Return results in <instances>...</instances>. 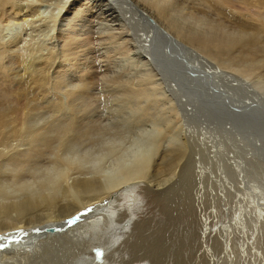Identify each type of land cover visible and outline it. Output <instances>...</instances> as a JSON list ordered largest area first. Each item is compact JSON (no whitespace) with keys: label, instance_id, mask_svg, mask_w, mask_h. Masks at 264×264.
Returning <instances> with one entry per match:
<instances>
[{"label":"bare ground","instance_id":"obj_1","mask_svg":"<svg viewBox=\"0 0 264 264\" xmlns=\"http://www.w3.org/2000/svg\"><path fill=\"white\" fill-rule=\"evenodd\" d=\"M202 1L219 10L217 15L220 7L235 9L232 4L242 2L247 10L243 15L254 27L228 23L226 16H205L180 0H0V264H131L134 257L161 264H211L214 256V264H264V179L255 178L252 188L250 182L257 168L264 170V161H259L264 160V92L249 77L227 71L238 67L249 76L264 73V0ZM133 44L138 54L132 52ZM206 58L218 63L205 66ZM158 76L184 104L180 107L186 114L204 120L205 126L207 119L241 120L236 127L227 119L231 127L225 120L218 130L241 139L237 257L229 223L215 232L210 215L186 214L199 204L180 206L179 201L191 196L194 176L185 165L181 185L187 187L172 198H159L168 202L167 217L176 219L173 233L162 223L160 238L148 237L139 222L134 232L114 234L117 221L128 218L120 193L124 196L133 183L148 181L158 156L170 157L172 150L182 162L188 154L186 140L179 146L168 140L175 136L180 115L176 105L164 108L162 123L157 120L159 135H153L155 127H145L156 137L153 146L148 131L146 140L142 138L143 126L150 123L143 124L145 119L162 116ZM100 86L107 102H120L106 126L94 116L92 97ZM97 134L108 137L98 142ZM222 148L212 146L210 153L219 155ZM165 162L161 166L168 168ZM226 176L211 175L222 187ZM98 207L107 211L83 223ZM52 227L58 229L46 231ZM8 235H14V242L3 248Z\"/></svg>","mask_w":264,"mask_h":264},{"label":"rangeland","instance_id":"obj_2","mask_svg":"<svg viewBox=\"0 0 264 264\" xmlns=\"http://www.w3.org/2000/svg\"><path fill=\"white\" fill-rule=\"evenodd\" d=\"M181 1V3H183V5H188L189 6V4H190V7H192V8H199L198 10L201 12V14H203V15H205V16H208V17H211V18H214V16L215 17H218L219 16V19H221L220 17H222V18H224V16H226V18H224V20H228V23L230 22L231 24H241V23H243L244 24V27L246 26V28L245 29H247L248 28V26L249 27H251V26H253L254 27V25H252V23L250 22V23H248L247 21H249V19H248V17L247 16H245V14L247 13L246 11L247 10H245V9H243V8H245V6H243L244 5V3H242V2H234L232 5H234V7H235V9H232V7H231V5H229V8H228V5L227 4H225V5H227V6H222L223 4L221 3V5H219L220 3L218 2V5L219 6H222V7H220V10H221V12H223L222 14H221V12L219 13V15H217V13H216V11H218L219 12V10H215L214 11V9H216L215 7H211V5L210 4H208L207 2H206V4H201V1L202 0H180ZM202 2H204V1H202ZM185 3V4H184ZM189 3V4H188ZM193 4H195V5H193ZM240 4V5H239ZM192 5V6H191ZM205 5V6H204ZM208 5H210V6H208ZM197 6V7H196ZM204 8H203V7ZM237 6V7H236ZM241 6H242V9L244 10H242L241 9ZM208 7V8H207ZM224 7H227V8H224ZM233 7V8H234ZM212 9V10H211ZM228 9V10H227ZM247 9V8H246ZM205 10H206V12H205ZM236 10H242L241 12H242V14H241V12L240 11H238V12H236ZM202 11L204 12V13H202ZM188 12V11H187ZM243 12H246V13H244V15H243ZM207 14V15H206ZM228 14V15H227ZM237 14H238V16H237ZM217 15V16H216ZM223 15V16H222ZM236 17V18H235ZM242 17V18H241ZM215 19H218V18H215ZM246 19V20H245ZM248 19V20H247ZM233 20V21H232ZM239 20V21H238ZM235 21V22H234ZM118 22V21H117ZM238 22H241V23H238ZM247 23V24H246ZM234 27H236L237 28V26H234ZM36 34V36H37V34L38 33H35ZM39 36H40V34H38ZM39 36H37V37H39ZM42 37V36H41ZM40 37V38H41ZM42 39V38H41ZM134 46L132 47L133 49H132V52L134 53V54H136L137 53V51L136 50H138L137 49V45L135 46V44H133ZM191 47H193V49H196L197 51H200L196 46H194V45H191V44H189ZM135 47V48H134ZM135 49V50H134ZM136 51V52H135ZM199 53V52H198ZM138 54V53H137ZM119 54H117V56H118ZM203 55V54H202ZM192 58V57H191ZM207 59V58H206ZM95 62H96V60H94ZM202 61H206V60H204V59H202ZM208 61H210V62H208ZM94 62V63H95ZM211 62L213 63V64H211ZM209 64V66H208V64ZM216 63H218V61H212V60H210V59H207V61L206 62H203V64H205V66H208V67H213L214 66V64H216ZM147 66H149V68L150 69H152L153 67L151 66V65H147ZM100 70V69H99ZM154 70V69H153ZM231 70V71H230ZM230 70H227V71H229V72H231L232 74H234L235 76L236 75H238L239 77H244V78H246V77H249L248 78V80L250 81H252L253 82V84H255L257 87H258V89L260 90V91H262V92H264V73L263 72H261V73H259V72H256V74L255 75H245V74H243V73H240L239 72V70H238V67H233L232 69H230ZM235 71V72H234ZM154 72H155V70H154ZM258 74V75H257ZM261 77V78H260ZM158 79L157 80H159L157 83L159 84V87H160V91H159V94H160V98H161V101H160V103H159V107H157V108H161L160 110L162 111H160V113H162V116H161V114H159V116L158 115H155L154 117H152V118H148V119H145V121L143 122V124H147V122H150L149 124H147L146 126L144 125L143 126V132H142V138L143 139H145L144 137V134L145 135H147L146 133H147V131L151 128L152 129V127H155V126H157V127H161L160 126V122L162 121H164V119H165V117L163 116V114H164V112L166 113V111L168 110L167 108H169L170 106H174V105H176L178 108V111L180 112V115L178 116V118H177V120H175V125H176V129L174 128V131L176 132H174L172 135H175V136H173V137H171V139L169 138L168 140L172 143V145L173 146H179L181 143L183 144L184 143V141L183 140H186V143H187V145H188V150H187V156H186V158H184V161H182V162H177V159L175 160L174 158L177 156L176 155V153H174L172 150L171 151H168L167 153L170 155V157L169 156H167V158L165 157L164 159H160V157L158 156V158L156 159V163L158 162V164H155L151 169H150V171H149V173H148V181L150 182V184L148 183V181H144V183H142V182H140V183H133V185L132 186H130L129 187V189L127 190V193H126V195H124L123 196V193L121 192L120 193V198H121V204H122V206L124 207V209H126L127 210V217H124L123 216V218H127V219H125V220H122V219H119L118 221H117V223H118V225H117V223H116V230H115V232H114V234H116V235H118L119 233L121 234V233H124V232H134L135 230V226H136V224L137 223H141L142 222V226H143V224H144V227H143V229H141V231H143V233L144 234H147V233H149V234H147V236L148 237H153V236H157V238H160V236L162 235L161 234V232H160V226H161V224L163 223V224H165L166 223V226H167V228H168V230H167V232H169V233H173V223L172 222H175L176 223V219L174 218L173 220L172 219H170V218H168L167 216V211L166 210H168L167 209V204H168V202H167V200H164V199H161L162 201H160V199L159 198H164V196L166 197V198H168V196H170L169 198H172L173 197V195L172 194H174V193H176V194H178L179 192H180V190H181V188H183V187H187V185H181V180L182 179H184V178H182V176H181V167L182 166H187V168L189 167L190 168V170H192V172H190V174H192V175H194L193 176V181H192V183H191V186L193 187L194 186V188L192 189V187H191V196H190V198H188V199H185V200H183V201H179V203H180V206L182 207V206H184L183 208H190V207H194V205H195V208H196V205H197V207H198V204H199V208H196V210H194V209H191L190 208V211L188 212V213H186V214H188V215H190L191 214V216H194L195 214H197V213H199V214H202V213H206V214H208V215H210L211 217H212V219H213V222H212V224H211V228L212 229H214L215 230V232H221V227L224 225V224H227V223H229L230 225H231V227H230V230H229V232H228V234L229 233H231V235H228L229 236V238H230V242L232 243V246H233V248H235L236 246H234V245H237L236 243H238L240 240H241V229L239 230V228H241V201H240V199H241V139H237V138H235L236 136H234V133H227V134H225V133H223L222 134V132H221V134H220V131H218L219 130V128H221V127H225V125H226V127H231V125H228L229 123H227L228 122V120H229V118H227V119H219V120H216V119H212V120H209V119H207L206 121H208V125H204L205 123L207 124V122H203L204 120H198V119H194V117H190V116H188V114H186V112L184 111L185 109H184V107L183 108H181L182 106H184V104L183 105H181L182 103L180 102V100H179V98L177 97V95H174L167 87H166V84L164 83H162V81L160 80V76H158L157 77ZM102 87L100 86V87H98V89H96L97 91L95 92V96L94 97H92V100L94 101V99H95V102H96V105H97V108H96V111H95V113H94V116H96V118H98L97 119V121L99 122V125L100 126H106L107 124H111V122H112V120H111V118H112V116H113V114L114 113H112L114 110H117V109H113V108H117V105L120 103L117 99H116V101L114 100V101H108L107 102V99L108 98H106L105 96H104V90H106V89H104V88H102V89H104V90H102L101 89ZM227 89V88H226ZM99 91V92H98ZM98 92V93H97ZM167 93H168V95H167ZM101 94V95H100ZM168 96V97H166V95ZM98 96V97H97ZM170 97H171V99H170ZM94 98V99H93ZM163 98V99H162ZM97 99H99V100H97ZM170 99V100H169ZM98 101V102H97ZM167 101H168V103H167ZM169 101H170V103H169ZM171 101H172V103H171ZM177 101V102H176ZM113 102V103H112ZM174 103V104H173ZM179 103H180V105H179ZM162 104V105H161ZM101 105V106H100ZM113 106V107H112ZM145 106L147 107V105L145 104ZM161 106V107H160ZM181 106V107H180ZM180 107V108H179ZM164 108H165V110L166 111H164ZM110 109V110H109ZM128 110H129V108H128ZM111 112V113H110ZM104 113V114H103ZM183 113V114H182ZM101 116H100V115ZM112 115V116H111ZM199 116H200V114H198ZM197 115V117L199 118V116ZM222 116V117H225L226 115H229L228 113L227 114H218L217 116ZM225 115V116H224ZM157 116V117H156ZM230 116V115H229ZM109 117V118H108ZM164 117V118H163ZM100 118H102V120H100ZM180 118H182V120L180 119ZM183 118H185V119H183ZM187 118V119H186ZM190 118V119H189ZM192 118V119H191ZM159 119V120H158ZM261 119H262V117H261ZM104 120L106 121V122H104ZM147 120H150V121H147ZM155 120V121H154ZM159 121V123H158V121ZM192 120H194V121H196V122H194V121H192ZM226 120V121H225ZM155 122V125H154V122ZM157 121V122H156ZM179 121V122H178ZM211 121V122H210ZM214 121H215V123H216V125H215V123H214ZM217 121V122H216ZM225 121V122H224ZM231 123L230 124H232V125H234V126H240L241 125V120H240V122H238L237 120H235L234 119V121H233V118H231L230 120H229ZM257 121V120H256ZM103 122V123H102ZM161 122V123H162ZM177 122V123H176ZM198 122V123H197ZM204 124H203V123ZM210 122V123H209ZM214 124H213V123ZM222 122V123H221ZM226 123L225 125H224V123ZM260 122V121H259ZM157 123V124H156ZM192 123V124H191ZM234 123V124H233ZM236 123V124H235ZM238 123V124H237ZM102 124V125H101ZM106 124V125H105ZM191 124V125H190ZM213 124V126L216 128H212L211 127V125ZM223 124V125H222ZM150 125V126H149ZM178 125H179V127H178ZM188 125H189V127H188ZM222 125V126H221ZM147 126H149L148 128H147ZM207 128V126H208V128H209V126L211 127L210 129H213V130H211V131H205L206 130V128ZM219 126V127H218ZM148 129H146V128ZM157 127H155V128H153V130H152V132H154V134L153 133H151L150 131H148V137L146 136V138H148L147 140H149V139H151V140H149L150 142H149V144L151 145V146H153V142L155 141V140H153V139H155L156 137H150V136H152V135H150V134H153V135H155V133H156V131H157ZM218 128V129H217ZM239 128V127H238ZM146 129V130H145ZM156 129V130H155ZM160 129L158 128V131H159ZM157 131V132H158ZM215 131V132H214ZM146 132V133H145ZM149 132H150V134H149ZM205 132H206V134H205ZM208 132V133H207ZM138 133H140V131H138ZM158 133H160V131L158 132ZM156 134L155 136H157V135H159V134ZM179 133V134H178ZM133 134V133H132ZM187 135V136H186ZM96 138H95V140H97L98 139V142H102L103 141V139L104 138H106V137H108V135H106V136H103V135H100V134H97L96 136H95ZM176 137H177V139H176ZM102 140H100V139ZM174 138V139H173ZM238 138H239V136H238ZM240 138H241V136H240ZM176 139V140H175ZM146 140V139H145ZM180 140H181V142H180ZM152 141V142H151ZM183 141V142H182ZM137 142V141H136ZM175 142V143H174ZM178 142V143H177ZM180 142V143H179ZM263 142H264V140H263ZM179 144V145H178ZM214 147H223L224 145V147L222 148V153L221 154H217L216 156L214 155H212L211 153H210V151H211V149H212V146ZM219 145V146H218ZM222 145V146H221ZM21 147H24L23 145H21L20 146V148ZM211 148V149H210ZM224 148L225 149H227V152L226 153H224L223 152V150H224ZM128 149V148H127ZM210 149V150H209ZM130 150V149H129ZM127 151V150H126ZM170 152V153H169ZM230 152H231V154H230ZM228 153V154H227ZM211 155V156H210ZM223 155V156H222ZM226 155H227V157L229 158V159H226ZM223 157V159H224V161L222 160V157H221V160H220V158L219 157ZM225 156V157H224ZM157 157V156H156ZM169 157V158H168ZM172 157V158H171ZM212 157V158H211ZM215 157V158H214ZM218 157V158H217ZM210 158H211V160H210ZM160 159V160H159ZM170 160L169 162H170V164H169V162H165V160ZM173 159V160H172ZM217 161H216V160ZM260 159V158H259ZM172 160V161H171ZM175 160V162L176 163H174L173 161ZM160 161V162H159ZM161 161H162V163H161ZM165 162V164L168 166V168L167 167H165V166H163L164 165V162ZM259 161H264L263 159L261 160H259ZM200 162V163H199ZM172 163L174 164V170H173V165H172ZM178 163H180L179 165H178ZM161 164H163L162 166H161ZM188 164L190 165V166H188ZM229 165H230V167H229ZM231 165H233V166H240V167H234L233 169H232V166ZM172 166V167H171ZM163 168V169H161V170H158L157 171V169H154V168ZM166 168H167V170L169 169L170 170V172H169V170L166 172L165 170H166ZM177 169H178V171H177ZM239 169V170H238ZM259 169L260 168H257L256 170H255V172H254V174H253V177L252 176H250L251 178H250V182H251V184H252V182L254 181V179L255 178H260L261 177V179L263 180L264 179V170L263 169H260V171H259ZM155 170V171H154ZM164 171V172H163ZM176 171V172H175ZM202 171V172H201ZM237 171V172H236ZM239 171V172H238ZM257 171V172H256ZM151 172V173H150ZM153 172V173H152ZM162 172V173H161ZM165 172H166V174H165ZM230 172V173H229ZM235 172H236V174H235ZM172 173H175V177L174 178H172L171 179V175H173ZM168 174V175H167ZM202 174V175H201ZM227 174V178L225 179V181H224V187H222L221 185H219V184H217L213 179H212V177H211V175H217V176H219V175H222V176H225ZM258 174V175H257ZM156 175V176H155ZM164 177H163V176ZM228 175H229V178H228ZM262 175H263V177H262ZM160 176H162V177H160ZM203 176V177H202ZM208 176V177H207ZM156 178H158V180L156 179ZM166 180V182H165V180ZM197 178H198V180H197ZM202 178V179H201ZM204 178V179H203ZM253 178V179H252ZM156 179V180H155ZM160 179V180H159ZM169 179H170V181H169ZM211 179V180H210ZM228 179V180H227ZM163 180V181H162ZM201 180H203L204 181V183L201 181ZM252 180V181H251ZM260 180V179H259ZM153 181V182H152ZM156 181H157V184H155L156 183ZM163 182V183H160V182ZM200 181H201V183H200ZM205 181H206V183H205ZM264 181V180H263ZM164 182H165V184H164ZM229 182V183H228ZM146 183H148L149 185H147ZM160 183V184H159ZM196 183L198 184V187L196 186ZM138 184V185H137ZM144 184V185H143ZM159 184V185H158ZM262 184L263 185H261L260 187H262L261 188V190H263L264 191V182H262ZM139 185H141V186H139ZM157 185H158V187H157ZM205 185V186H204ZM211 185H213V186H211ZM134 186V187H133ZM163 186V187H162ZM174 186V187H173ZM183 186V187H182ZM199 186H201V187H199ZM203 186V187H202ZM216 186V187H215ZM171 187H173V188H171ZM205 187H206V189H205ZM253 187V184L251 185V188ZM148 188V189H147ZM163 188V189H162ZM196 188V189H195ZM228 188V189H227ZM200 189V190H199ZM215 189V190H214ZM216 189H217V192H216ZM142 190V191H141ZM150 191V192H148V191ZM166 190H167V192H166ZM122 191V190H121ZM164 191V192H163ZM200 191V192H199ZM203 191V192H202ZM212 191V192H211ZM226 191V192H225ZM130 194H129V193ZM146 192V193H145ZM200 193V194H199ZM236 193V194H235ZM122 194V195H121ZM197 194V195H196ZM202 194V198L204 197V199L202 200V198L200 197V195ZM132 195V196H131ZM167 195V196H166ZM199 195V196H198ZM207 195V196H206ZM212 195V196H211ZM240 195V196H239ZM131 196V197H130ZM209 196V197H208ZM211 196V197H210ZM222 196H224V197H222ZM196 197H198L197 199H196ZM214 197H217V198H219V199H217L216 200V198H215V200H214ZM226 197V198H225ZM133 198V199H132ZM137 198V199H136ZM213 198V199H212ZM220 198L222 199V200H220ZM123 199V200H122ZM193 199H194V201H193ZM199 199V200H198ZM225 199H226V201H225ZM196 200V201H195ZM213 200V201H212ZM166 203H164V202ZM188 201H189V203H191V204H188V206H186L187 205V203H188ZM192 201V202H191ZM220 201H222V202H220ZM159 202V203H158ZM206 202V203H205ZM208 202V203H207ZM240 202V203H239ZM181 203H183V204H181ZM185 203H186V205H185ZM204 203V204H203ZM212 203H214V206L212 205ZM202 204L204 205V206H202ZM206 204V205H205ZM135 205V206H134ZM193 205V206H192ZM208 205V206H207ZM223 205V206H222ZM227 205V206H226ZM236 205V206H235ZM128 206V207H127ZM163 206V207H162ZM201 206V207H200ZM133 207V208H132ZM146 207H148V208H146ZM160 207V208H159ZM204 207V208H203ZM207 207V208H206ZM214 207V208H213ZM216 207V208H215ZM222 207V208H221ZM227 207V208H226ZM159 208V209H158ZM205 209V210H203V209ZM226 208V209H225ZM163 209V210H162ZM210 211H209V210ZM215 209V210H214ZM219 209V210H218ZM216 210H218V211H216ZM239 210V211H238ZM96 211L97 212H95V213H91V214H87V215H85L81 220H82V222L83 223H87L88 221H90L91 219H93V218H95V217H97V216H100V215H102V213L104 212V211H107V209H101V207H98V208H96ZM138 211V213H136ZM226 211V212H225ZM128 212H130V213H128ZM235 212V213H234ZM219 213H220V215L222 216V214H223V217H221L220 215H219ZM225 213H227V214H225ZM240 215V216H238V214ZM132 214V215H131ZM215 214V215H214ZM134 215V216H133ZM214 215V216H213ZM218 215V216H217ZM226 215V216H225ZM112 216L113 217H116L115 216V213L113 212L112 213ZM137 217V218H136ZM230 217V218H229ZM235 217V218H234ZM240 217V218H239ZM130 218H132L133 220H131ZM139 218V219H138ZM78 218H76L75 220H77ZM167 219V220H166ZM221 219V220H220ZM223 219V220H222ZM240 221H239V220ZM129 220H131V221H129ZM141 220V221H140ZM170 220H171V222H170ZM226 220V221H225ZM238 220V221H237ZM144 221V222H143ZM215 221V222H214ZM217 221V222H216ZM221 221H222V223H221ZM124 222V224L122 225V223ZM126 222V223H125ZM135 222V223H134ZM146 222V223H145ZM220 222V223H219ZM70 223L72 224V223H74V221L73 220H71L70 221ZM89 223V222H88ZM134 224V226H133V229H132V225H130V224ZM234 223V224H233ZM235 223H238V225L237 224H235ZM90 224V223H89ZM88 224V225H89ZM147 224V225H146ZM160 225V226H159ZM221 226V227H220ZM123 227V228H122ZM170 227V228H169ZM125 228V229H124ZM131 228V229H130ZM172 228V229H171ZM56 229H58V228H56V227H52V228H47L46 229V231H55ZM171 229V230H170ZM237 229V230H236ZM121 230V231H120ZM218 230V231H217ZM6 232H8V231H6ZM166 232V233H167ZM237 232V233H236ZM240 232V233H239ZM142 233V232H141ZM119 234V235H120ZM159 235V236H158ZM9 237H8V241H5L4 240V242L6 243V245H5V243H3V241H2V246H3V248L4 247H9L10 246V244L12 243V242H14V235H8ZM156 238V237H155ZM138 242L140 243V244H144V245H146L147 243V241L146 240H143V241H141L140 242V239L138 240ZM239 243H241V241L239 242ZM5 246H4V245ZM235 253H236V255H235V257H237V249L235 248ZM215 254H217V253H215ZM214 256V255H213ZM211 257V256H210ZM135 258H137V257H134L133 258V261L134 262H131V264H161L159 261H157V262H155V261H152L151 259H147V257H140V258H138V259H135ZM143 258H146V259H143ZM212 258H214L213 260H208V259H210V258H208L207 260L209 261V262H215V260L217 259L215 256L214 257H212ZM211 258V259H212ZM140 259H143V260H141V261H139ZM149 261V262H148ZM211 263V264H214V263Z\"/></svg>","mask_w":264,"mask_h":264}]
</instances>
